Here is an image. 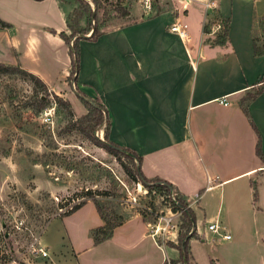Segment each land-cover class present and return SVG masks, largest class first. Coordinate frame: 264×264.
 Listing matches in <instances>:
<instances>
[{"label":"crops","instance_id":"obj_1","mask_svg":"<svg viewBox=\"0 0 264 264\" xmlns=\"http://www.w3.org/2000/svg\"><path fill=\"white\" fill-rule=\"evenodd\" d=\"M215 1L228 24L223 38L206 33V20L215 15H208L206 1H191L185 12L164 11L106 28L97 39L81 38L79 74L107 105L111 138L142 154L144 173L171 181L196 211L190 264H198L192 249L198 240L205 264H264V158L257 152L260 135L264 153V88L248 101L259 134L241 101L264 82V51L254 48L255 41L264 47V28L257 25L264 0ZM0 17L9 23L0 26V62L64 89L71 56L59 33L69 31L62 0H0ZM178 17L188 24V37L170 29ZM86 205L89 234L104 219L94 201L78 209ZM216 221L220 228L210 229ZM148 223L135 213L101 241H112L114 252L139 246L115 264L179 258L177 247L150 237ZM171 239L177 242L178 232ZM41 241L50 252V240L42 235ZM71 241L81 247L79 237Z\"/></svg>","mask_w":264,"mask_h":264},{"label":"rangeland","instance_id":"obj_2","mask_svg":"<svg viewBox=\"0 0 264 264\" xmlns=\"http://www.w3.org/2000/svg\"><path fill=\"white\" fill-rule=\"evenodd\" d=\"M191 1L207 0H99V7L89 0L97 17L85 11L80 24L84 27L91 20L104 30L164 11L177 13ZM62 5L72 15L82 3L62 0ZM259 20L257 25L264 28V17ZM68 81L60 91L50 86L46 90L21 73L0 72V264L125 262L124 257L134 256L139 246L115 253L112 241L96 244L86 229L93 220L90 204L67 217L61 213L91 200L97 201L109 223L135 213L152 222L170 213L173 196H179L176 189L168 192L145 186L135 173L126 171L127 167L134 171L132 160L112 153L79 129L75 120L88 108L75 87L92 97L96 93L80 74L77 84ZM54 92L69 102L58 103ZM46 93L47 103L39 110ZM105 126L104 122L95 128L94 134L104 139ZM42 235L51 242L48 255L40 248L46 247ZM71 236L81 239L80 248L72 245ZM192 249L198 264H205L203 242H194ZM261 256L264 260V252Z\"/></svg>","mask_w":264,"mask_h":264},{"label":"trees","instance_id":"obj_3","mask_svg":"<svg viewBox=\"0 0 264 264\" xmlns=\"http://www.w3.org/2000/svg\"><path fill=\"white\" fill-rule=\"evenodd\" d=\"M82 5L75 7L72 11L71 19L70 15L68 14V27L70 31L62 30L60 31V35L64 38V40L69 44V52L71 56V71L68 75V79L72 83L77 84V77L80 70V40L81 38H89V39H97L102 33L103 30L99 27L98 23L93 24L91 20L89 23H87L86 26H81L80 19L84 15L85 11H90V14L93 16V18L96 19L97 17V11L91 9V4L89 0H80ZM96 5L99 7V0H92ZM84 7V8H82ZM124 13H127V11H124ZM9 23L4 21L0 17V26H6ZM228 26V24H227ZM227 29V27H226ZM92 30L91 34H88V32ZM220 38H216L218 40ZM254 48L256 53H260L264 51V47L261 45H258V43L254 42ZM0 72H17L21 73L23 76H26L28 78H31L38 86L44 89H48V84L36 73L25 69L21 67L20 65H14V64H6L3 62H0ZM76 86V85H75ZM264 88V82L261 86H256L253 91H249L243 98H242V105L244 107V110L248 114L249 118L252 121V124L256 128L259 134V130L257 128L256 123L253 121L250 115V111L248 108V101L255 96H257ZM75 90L77 93L81 96V98L84 100L86 107L88 108V111L81 115L79 118L75 120V124H78L79 129L90 138L94 139L100 144H103L106 146L112 153L116 155H125L130 160L134 162V171L133 169H130L127 167L126 171L128 173H135V176H137L138 180L141 181L145 186L149 188H155L157 190H166L168 192L171 191L172 188H175V185L167 180L164 179L158 175L149 177L147 176L143 169H142V160L143 155L140 154L135 148L127 145L120 144L113 140L110 136V130L112 126V120L109 114V110L107 105L104 103L103 99L100 95H96L95 97L89 96L88 94L82 92L79 90L78 86L75 87ZM54 97L56 98V101L58 103H65L69 102L67 99H64L57 93H53ZM44 96V99L42 97V102L39 105V110L45 107L47 103V93ZM106 124L105 126V132H104V139H101L100 137L96 136L94 134V129L98 128L102 123ZM257 152L259 155H261L264 158V153L262 150V139L259 135V140L257 143ZM178 202H173V209L174 210H181V216H182V223L179 229L178 234V241L175 242L172 239L168 240V244L171 246H175L180 250V256L179 258H166L162 264H168L169 262H174L177 264H190V258H191V249H190V239L194 236L198 235L197 231V216L196 211L192 206H190L189 202L185 198V196L178 191ZM255 196H257V190H255ZM86 203L85 200H82L76 204H74L72 207L65 210L63 213H61V216H65L68 214H71L78 208H80L82 205ZM97 208L104 219V224L100 226L93 227L91 229V235L94 238L95 243H99L109 237L115 227L122 223L124 220H120L118 222L109 223V221L106 219V217L103 215L102 210L97 204ZM4 236H6V233H4Z\"/></svg>","mask_w":264,"mask_h":264},{"label":"built area","instance_id":"obj_4","mask_svg":"<svg viewBox=\"0 0 264 264\" xmlns=\"http://www.w3.org/2000/svg\"><path fill=\"white\" fill-rule=\"evenodd\" d=\"M206 8L208 10V15L214 13L213 19L206 20V33L216 38H223L226 35L227 22L221 15L216 11L218 4L215 0H207L205 2ZM172 31L177 32L182 37H188V24L178 17L170 25ZM91 33V32H90ZM211 181L212 178L210 177ZM176 192L175 188L171 189ZM189 202V200L187 199ZM173 202H178V198L174 195L172 203L169 206L170 213L165 215H160L157 220L148 223V233L153 237V239L160 245L163 246L168 242V238H171L173 232H178L182 223L181 210L173 209ZM190 204V202H189ZM191 206V205H190ZM210 229L218 230L220 228L219 224L216 222H211L208 226ZM225 238H230L232 234L230 232L223 233ZM173 240V239H172ZM45 255H48V249L46 247H40ZM168 264H177L174 262H169Z\"/></svg>","mask_w":264,"mask_h":264},{"label":"water","instance_id":"obj_5","mask_svg":"<svg viewBox=\"0 0 264 264\" xmlns=\"http://www.w3.org/2000/svg\"><path fill=\"white\" fill-rule=\"evenodd\" d=\"M89 34H91V33H89Z\"/></svg>","mask_w":264,"mask_h":264}]
</instances>
